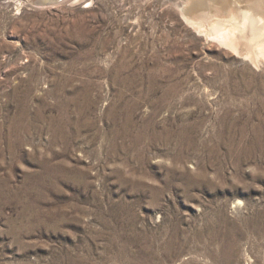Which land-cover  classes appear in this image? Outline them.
Instances as JSON below:
<instances>
[{
  "label": "rangeland",
  "instance_id": "rangeland-1",
  "mask_svg": "<svg viewBox=\"0 0 264 264\" xmlns=\"http://www.w3.org/2000/svg\"><path fill=\"white\" fill-rule=\"evenodd\" d=\"M187 2L0 0V264H264V56Z\"/></svg>",
  "mask_w": 264,
  "mask_h": 264
},
{
  "label": "bare ground",
  "instance_id": "bare-ground-1",
  "mask_svg": "<svg viewBox=\"0 0 264 264\" xmlns=\"http://www.w3.org/2000/svg\"><path fill=\"white\" fill-rule=\"evenodd\" d=\"M181 8L186 22L200 31L234 49L249 38V55L264 56V0H188Z\"/></svg>",
  "mask_w": 264,
  "mask_h": 264
},
{
  "label": "water",
  "instance_id": "water-1",
  "mask_svg": "<svg viewBox=\"0 0 264 264\" xmlns=\"http://www.w3.org/2000/svg\"><path fill=\"white\" fill-rule=\"evenodd\" d=\"M65 0H36V5L38 6H42V5H46V6H53L54 4H58L61 3Z\"/></svg>",
  "mask_w": 264,
  "mask_h": 264
}]
</instances>
